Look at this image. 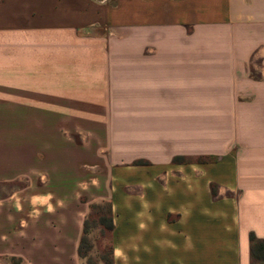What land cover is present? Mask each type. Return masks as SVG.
Returning a JSON list of instances; mask_svg holds the SVG:
<instances>
[{
    "label": "crops",
    "instance_id": "0c3cea01",
    "mask_svg": "<svg viewBox=\"0 0 264 264\" xmlns=\"http://www.w3.org/2000/svg\"><path fill=\"white\" fill-rule=\"evenodd\" d=\"M0 120V264H84L104 201L112 264L264 240V0H0Z\"/></svg>",
    "mask_w": 264,
    "mask_h": 264
},
{
    "label": "rangeland",
    "instance_id": "374dc122",
    "mask_svg": "<svg viewBox=\"0 0 264 264\" xmlns=\"http://www.w3.org/2000/svg\"><path fill=\"white\" fill-rule=\"evenodd\" d=\"M3 122L4 120H0ZM78 123L84 124V120H77ZM97 122V125L100 124V121L102 120H94ZM97 139L100 138V136H96ZM78 138V144L83 143L84 136H77ZM103 155L107 157L108 152H103ZM103 158V161H107L106 158ZM111 161V160H109ZM175 161H181V158H176ZM137 164H145V162L139 161ZM133 165V164H131ZM98 169V168H96ZM111 208V215L109 213V210ZM109 218L112 219L113 226H114V220H113V213H112V203L109 201L104 202H98L93 203L90 205V212L86 218V221L89 224V231L87 234L89 243L91 245V249L89 253H87V257L84 259V264H88L91 262L92 264H109L105 259H109L112 263V245L111 240L112 237H110L112 231H107L105 227L101 224L102 219L105 221ZM85 221V222H86Z\"/></svg>",
    "mask_w": 264,
    "mask_h": 264
},
{
    "label": "trees",
    "instance_id": "16d2710c",
    "mask_svg": "<svg viewBox=\"0 0 264 264\" xmlns=\"http://www.w3.org/2000/svg\"><path fill=\"white\" fill-rule=\"evenodd\" d=\"M111 215V208L109 210ZM105 229L109 232L114 229L112 219L109 218L108 220L102 219L101 223ZM89 231V224L86 221L84 224V235L80 241L79 246V255L82 259L87 257V253H89L91 249V245L89 243L87 234ZM250 243H251V264H264V240H258L254 235L250 236ZM109 264L112 262L109 259H105ZM88 264H92L89 262Z\"/></svg>",
    "mask_w": 264,
    "mask_h": 264
}]
</instances>
